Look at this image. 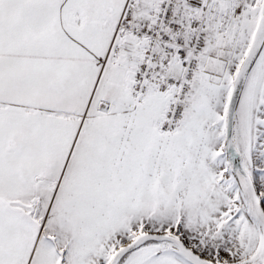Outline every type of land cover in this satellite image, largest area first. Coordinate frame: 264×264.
Masks as SVG:
<instances>
[{
  "label": "snow or ice",
  "instance_id": "1",
  "mask_svg": "<svg viewBox=\"0 0 264 264\" xmlns=\"http://www.w3.org/2000/svg\"><path fill=\"white\" fill-rule=\"evenodd\" d=\"M0 264H264V0H0Z\"/></svg>",
  "mask_w": 264,
  "mask_h": 264
}]
</instances>
